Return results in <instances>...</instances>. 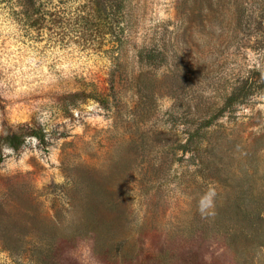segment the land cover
<instances>
[{"label":"rangeland","instance_id":"obj_1","mask_svg":"<svg viewBox=\"0 0 264 264\" xmlns=\"http://www.w3.org/2000/svg\"><path fill=\"white\" fill-rule=\"evenodd\" d=\"M39 1L0 0V135L47 140L1 144L0 264H264V0Z\"/></svg>","mask_w":264,"mask_h":264},{"label":"trees","instance_id":"obj_2","mask_svg":"<svg viewBox=\"0 0 264 264\" xmlns=\"http://www.w3.org/2000/svg\"><path fill=\"white\" fill-rule=\"evenodd\" d=\"M78 1L83 2L82 6H84V9H80V10L85 12L86 16L90 15L91 14L90 11L93 10V7H92L93 0H78ZM130 1L131 0H119V3L124 4V2L128 3ZM62 2L64 1L63 0H40L39 4L43 6H46V5L52 6V8L56 10V8L63 6ZM36 9H37V12L29 13V15H26V16L30 17L29 19H34V21H37L39 19H42V17H45L46 13L44 14V12L41 11V10H45V8L37 7ZM38 11H39V14H37L34 17V14L38 13ZM50 15H51V12L49 13L48 16ZM77 15H79L81 18L85 17V15H81L80 13H78ZM27 136H31L35 138L40 143L47 142L45 138V133L40 127L25 123V124H20L17 130L9 131L3 135H0V149H1V144H3L11 152L19 153L25 146Z\"/></svg>","mask_w":264,"mask_h":264},{"label":"clouds","instance_id":"obj_3","mask_svg":"<svg viewBox=\"0 0 264 264\" xmlns=\"http://www.w3.org/2000/svg\"><path fill=\"white\" fill-rule=\"evenodd\" d=\"M215 189H209L198 202V211L202 217L207 218L215 215Z\"/></svg>","mask_w":264,"mask_h":264}]
</instances>
